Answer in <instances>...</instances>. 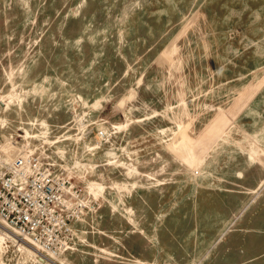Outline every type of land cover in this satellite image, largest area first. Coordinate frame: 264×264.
Here are the masks:
<instances>
[{"label":"rangeland","instance_id":"374dc122","mask_svg":"<svg viewBox=\"0 0 264 264\" xmlns=\"http://www.w3.org/2000/svg\"><path fill=\"white\" fill-rule=\"evenodd\" d=\"M0 124L104 186L64 264H264V0H0ZM0 264L60 262L0 220Z\"/></svg>","mask_w":264,"mask_h":264},{"label":"built area","instance_id":"2783aa9c","mask_svg":"<svg viewBox=\"0 0 264 264\" xmlns=\"http://www.w3.org/2000/svg\"><path fill=\"white\" fill-rule=\"evenodd\" d=\"M0 124V220L46 256H63L87 247L89 230L101 209L58 161L19 146Z\"/></svg>","mask_w":264,"mask_h":264},{"label":"crops","instance_id":"0c3cea01","mask_svg":"<svg viewBox=\"0 0 264 264\" xmlns=\"http://www.w3.org/2000/svg\"><path fill=\"white\" fill-rule=\"evenodd\" d=\"M222 220H225V218ZM209 224L210 223H201V221H199L198 223V221L194 219L191 224L188 223L186 225L187 227H189L188 230L184 232V230L182 229V231L179 232V234L177 233V230L174 227L166 226L165 229L167 230L164 232V234H166L165 239L167 237L168 238L167 240H164L165 249H167L170 255L176 258L182 257L184 252L186 253L198 252V249H200L201 246L203 247V245L207 243V240L210 237L206 235L205 233H203V231H205L203 228ZM131 242L133 244L136 243V241H131ZM133 249H134V246L132 245V250ZM138 253L139 251L135 252V254H138ZM148 260H151L150 257L148 258Z\"/></svg>","mask_w":264,"mask_h":264},{"label":"bare ground","instance_id":"6f19581e","mask_svg":"<svg viewBox=\"0 0 264 264\" xmlns=\"http://www.w3.org/2000/svg\"><path fill=\"white\" fill-rule=\"evenodd\" d=\"M86 167H88V168H93V167H91L90 165H86L85 168H86ZM103 187H104V186H101V185H99L98 183H96V182H94V181H89V182H88V185H87L88 192H89L91 195H94L96 198L102 196V191L104 190ZM4 229H5V227H4ZM9 229H10V228H9ZM11 231H13V234L16 235V237L20 235L16 230L11 229ZM23 242H26L27 244H29L30 247H31L32 249H34V250L37 252L38 248L34 247V246L30 243L29 240H27L26 238H25V239L23 238ZM35 248H36V249H35ZM38 253H39V252H38ZM49 257L52 258V259H54L56 262L59 261L60 264H64V260L61 259V258H59L60 256L55 257V256H52V255H51V256H49ZM49 260H50V259H49Z\"/></svg>","mask_w":264,"mask_h":264}]
</instances>
